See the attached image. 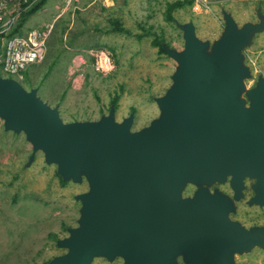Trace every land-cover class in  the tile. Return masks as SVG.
I'll return each mask as SVG.
<instances>
[{
    "label": "water",
    "instance_id": "95a60500",
    "mask_svg": "<svg viewBox=\"0 0 264 264\" xmlns=\"http://www.w3.org/2000/svg\"><path fill=\"white\" fill-rule=\"evenodd\" d=\"M256 13L239 24L223 9L212 41L193 21H177L183 48L162 43L176 62L172 83L155 98L159 115L137 130L135 113L118 120L114 105L98 119L64 121L37 87L0 75V119L31 144L26 166L42 152L62 180L88 185L75 196L77 225L56 241L65 253L47 264H244L238 254L264 248V225L230 217L247 176L264 206V75L250 87L246 62L264 32L261 5ZM229 176L233 197L210 189ZM189 185L196 189L185 195Z\"/></svg>",
    "mask_w": 264,
    "mask_h": 264
},
{
    "label": "rangeland",
    "instance_id": "374dc122",
    "mask_svg": "<svg viewBox=\"0 0 264 264\" xmlns=\"http://www.w3.org/2000/svg\"><path fill=\"white\" fill-rule=\"evenodd\" d=\"M175 1L82 0L68 5L47 0L23 27L48 32L47 53L42 62L28 67L22 83L28 89L37 87L40 97L60 109L64 121L98 119L115 103L118 120L133 112L134 130L148 125L159 115L155 98L171 85L176 66L155 39L181 49L184 38L177 21H193L198 36L212 41L223 29V9L239 24L258 21L259 5L264 11V0H193L176 8L169 20L167 8ZM114 25L121 30H113ZM90 49L107 50L115 70L103 75L77 67V54ZM246 62L253 72L250 86L264 75V32L247 48ZM0 75L12 77L1 67ZM31 152L25 135L6 131L0 119V264H47L65 253L56 241L77 225L81 203L75 196L88 189L86 182L62 180L42 152L26 166ZM184 194H192V188ZM263 221L264 207H258V223ZM239 260L264 264V248ZM93 264L123 260L96 258Z\"/></svg>",
    "mask_w": 264,
    "mask_h": 264
},
{
    "label": "built area",
    "instance_id": "2783aa9c",
    "mask_svg": "<svg viewBox=\"0 0 264 264\" xmlns=\"http://www.w3.org/2000/svg\"><path fill=\"white\" fill-rule=\"evenodd\" d=\"M39 0H0V64L3 72L23 80L30 65L40 63L47 53L48 32L36 28L8 36L16 27L21 13ZM66 4L82 0H60ZM77 67H91L99 74H111L116 64L105 49H90L76 56ZM77 69V68H76Z\"/></svg>",
    "mask_w": 264,
    "mask_h": 264
},
{
    "label": "flooded vegetation",
    "instance_id": "af4514ba",
    "mask_svg": "<svg viewBox=\"0 0 264 264\" xmlns=\"http://www.w3.org/2000/svg\"><path fill=\"white\" fill-rule=\"evenodd\" d=\"M254 84L250 85L253 86ZM133 113V112H132ZM126 117V116H125ZM231 176H229L228 181L224 184L216 183L210 187V189L213 191L215 188H219L225 193L229 194L230 196H234L235 191L233 190L231 184H230ZM257 184L256 178L246 177L243 181V188H242V198L238 201H236V211L231 213L230 217L232 220L239 221L242 223L247 229H250L252 227H256L258 225H264V221L261 223H258V207H264L259 206L257 197V192L255 189V185ZM192 188V193L195 191L196 187L189 185L188 188ZM188 195V194H187ZM191 195V194H189ZM258 250V247L253 248L250 252L245 254H238L236 256L237 261L247 264L245 261H240L239 258H244L248 254ZM183 263L182 260H179V264Z\"/></svg>",
    "mask_w": 264,
    "mask_h": 264
},
{
    "label": "trees",
    "instance_id": "16d2710c",
    "mask_svg": "<svg viewBox=\"0 0 264 264\" xmlns=\"http://www.w3.org/2000/svg\"><path fill=\"white\" fill-rule=\"evenodd\" d=\"M47 0H39L37 3H35L34 5L26 8L25 10L22 11L21 16L19 18V21L16 25V27L10 32V34L8 36H12L15 34H20L23 32V27L26 24L27 20L33 16L34 14H36L39 10H41L44 5L46 4ZM193 0H177L173 3H169L168 8H167V18L169 20H173V15L172 12L176 9V8H180L183 7L185 4H192ZM113 30H121L119 28V26L114 25V27L112 28ZM164 41L160 40V39H155L154 43L155 45H158L161 51H164L163 47H162V43ZM165 52V51H164ZM1 67V64H0ZM113 105L117 108V105L115 103H113Z\"/></svg>",
    "mask_w": 264,
    "mask_h": 264
},
{
    "label": "bare ground",
    "instance_id": "6f19581e",
    "mask_svg": "<svg viewBox=\"0 0 264 264\" xmlns=\"http://www.w3.org/2000/svg\"><path fill=\"white\" fill-rule=\"evenodd\" d=\"M1 69H2V68H1ZM25 75H26V72H25ZM24 78H25V77H24ZM15 79H16V78H15ZM17 80H18V79H17ZM23 80H24V79H23ZM23 80H21V81H20V80H18V81L22 83V81H23ZM22 84H23V83H22Z\"/></svg>",
    "mask_w": 264,
    "mask_h": 264
}]
</instances>
